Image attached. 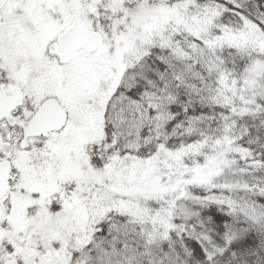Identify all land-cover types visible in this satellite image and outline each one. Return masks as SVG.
Returning a JSON list of instances; mask_svg holds the SVG:
<instances>
[{
	"label": "snow or ice",
	"instance_id": "6c2138e0",
	"mask_svg": "<svg viewBox=\"0 0 264 264\" xmlns=\"http://www.w3.org/2000/svg\"><path fill=\"white\" fill-rule=\"evenodd\" d=\"M0 264H264V0H0Z\"/></svg>",
	"mask_w": 264,
	"mask_h": 264
}]
</instances>
